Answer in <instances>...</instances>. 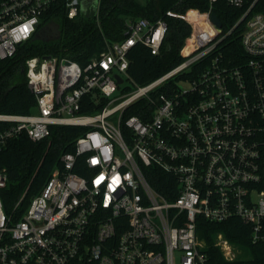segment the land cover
<instances>
[{
  "label": "built area",
  "instance_id": "obj_1",
  "mask_svg": "<svg viewBox=\"0 0 264 264\" xmlns=\"http://www.w3.org/2000/svg\"><path fill=\"white\" fill-rule=\"evenodd\" d=\"M61 1L73 20L86 0ZM218 1L209 0L205 12H167L190 26L183 61L145 86L128 75L129 53L144 45L158 55L168 34L163 19H128L126 38L85 66L55 56L26 60L37 105L31 115L0 113V153L22 135L49 138L52 126L88 130L19 220L5 211L0 169V264H211L212 247L227 263L245 255L223 232L213 246L201 239L200 218L237 219L253 245L264 244V0H226L241 12L228 31L212 21ZM57 2L0 0L1 60L36 34ZM239 26L245 60L224 51ZM195 66L194 77L177 80ZM141 99L153 107L146 122L126 117ZM94 103L101 110L81 113ZM151 169L171 177L168 195L154 187Z\"/></svg>",
  "mask_w": 264,
  "mask_h": 264
},
{
  "label": "trees",
  "instance_id": "obj_2",
  "mask_svg": "<svg viewBox=\"0 0 264 264\" xmlns=\"http://www.w3.org/2000/svg\"><path fill=\"white\" fill-rule=\"evenodd\" d=\"M190 8L205 12L209 9V0H99L96 8H91L86 14L81 13L73 20L68 18L64 3L58 0L42 15L36 32L38 35L21 45L12 58L0 59V113L33 114L37 102L27 85V59L55 56L85 66L105 51L108 44L126 38L128 19H163L168 24V34L158 55H153L144 45H136L129 53L130 79L139 86L151 83L183 61L180 50L190 34V26L185 21L170 17L167 12L184 13ZM213 12L221 20L225 31L233 28L241 17V12L229 6L226 0H219ZM48 28L54 31L53 37L41 34ZM240 33L241 26L224 42V51L227 57L245 60ZM197 69L198 66H195L191 73L181 75L177 80L194 77ZM173 85L175 80L169 82V86ZM102 106L94 103L90 108H83L81 113L95 114ZM151 111L150 102L141 99L127 109L126 117L134 115L146 122ZM87 130L79 126H52L51 136L45 140L34 142L22 135L5 144L0 153V169L7 176V185L1 192L7 214L16 220L23 217L32 198L43 189L55 170L62 169V156L75 152L77 138ZM75 171L86 176L79 169ZM150 173L159 179L158 184L153 182L154 187L168 195L166 183L171 181V177L159 169H151ZM198 221V235L208 244L213 246L215 235L223 232L231 242L245 248V255L236 262L227 263L219 250L212 247L207 250L211 264H264V244L253 245L248 238L249 227L239 220L221 224H212L201 218Z\"/></svg>",
  "mask_w": 264,
  "mask_h": 264
},
{
  "label": "water",
  "instance_id": "obj_3",
  "mask_svg": "<svg viewBox=\"0 0 264 264\" xmlns=\"http://www.w3.org/2000/svg\"><path fill=\"white\" fill-rule=\"evenodd\" d=\"M98 0H86L85 2H83V6H82V14H86L87 12H89V10L91 8H96V4H97ZM212 21L218 26V27H222V22L219 19V17L213 13L212 14ZM38 35V33L36 34ZM46 59H49L50 57L47 56L45 57ZM119 83H122V79L120 77H117Z\"/></svg>",
  "mask_w": 264,
  "mask_h": 264
},
{
  "label": "flooded vegetation",
  "instance_id": "obj_4",
  "mask_svg": "<svg viewBox=\"0 0 264 264\" xmlns=\"http://www.w3.org/2000/svg\"><path fill=\"white\" fill-rule=\"evenodd\" d=\"M51 32H52V28H48L46 31H42L41 34L48 36V37H50V36L53 37L54 33L51 34Z\"/></svg>",
  "mask_w": 264,
  "mask_h": 264
},
{
  "label": "rangeland",
  "instance_id": "obj_5",
  "mask_svg": "<svg viewBox=\"0 0 264 264\" xmlns=\"http://www.w3.org/2000/svg\"><path fill=\"white\" fill-rule=\"evenodd\" d=\"M90 11H91V9H90ZM52 33H54L53 30H52L51 34H52ZM180 86H181V88H182L183 90H189V89H190V85H188V84H186V83L181 84ZM43 188H44V187H43ZM38 193H39V192H38ZM38 193H37V195H38Z\"/></svg>",
  "mask_w": 264,
  "mask_h": 264
}]
</instances>
